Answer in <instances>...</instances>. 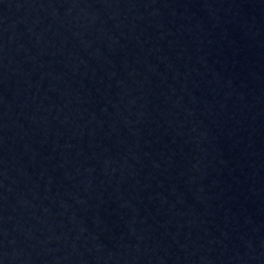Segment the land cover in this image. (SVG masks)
Instances as JSON below:
<instances>
[{
	"label": "water",
	"instance_id": "1",
	"mask_svg": "<svg viewBox=\"0 0 264 264\" xmlns=\"http://www.w3.org/2000/svg\"><path fill=\"white\" fill-rule=\"evenodd\" d=\"M0 264H264V0H0Z\"/></svg>",
	"mask_w": 264,
	"mask_h": 264
}]
</instances>
